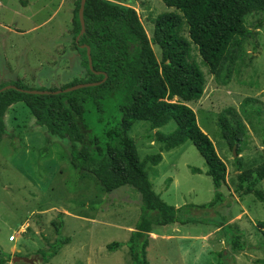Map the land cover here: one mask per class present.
Here are the masks:
<instances>
[{
	"label": "rangeland",
	"instance_id": "rangeland-1",
	"mask_svg": "<svg viewBox=\"0 0 264 264\" xmlns=\"http://www.w3.org/2000/svg\"><path fill=\"white\" fill-rule=\"evenodd\" d=\"M132 6L150 38L151 19L173 11L162 0H111ZM74 0H0V83L20 80L33 89H59L74 79L85 77L80 56L72 48ZM261 15L245 17V26L255 38L244 40L242 58L227 85L217 83L202 64L196 48L193 56L205 74V87L196 102L188 104L195 111L198 125L213 141L226 164V177L220 190L232 201L226 223L241 230V250H233L225 241L224 228L215 223L171 224L154 227L149 233L146 258L148 264H215L214 253L225 252L234 264H264V240L256 223L264 220V202L252 194L238 196L235 185L239 170L234 155L221 137L216 120L226 107L236 108L247 126V141L241 152L244 168H255L264 153V21ZM160 60V49L151 44ZM246 97L257 99L245 105ZM260 110V113L256 112ZM6 131L0 141V249L12 256L35 258L34 264H130L126 244L108 250L113 241L126 242L141 213L139 192L129 185L107 192L90 173L80 176L70 164L69 143L38 125L27 106L17 102L5 114ZM175 122L151 129L144 120L134 121L129 135L136 141L139 157L159 152L153 140L156 130L169 133ZM155 167L146 165L153 189L168 204H204L213 197V184L206 175L207 166L191 141L162 151ZM191 166L201 172L193 173ZM154 169L158 175H154ZM264 190V180L257 184ZM208 208V207H206ZM195 209V210H194ZM196 217H207L197 210ZM61 212L63 215L59 216ZM69 215V216H64ZM216 214H212L214 217ZM59 224L62 236L70 241L59 252L41 260L42 250L56 238L51 221ZM202 221V220H200ZM26 225H28L26 227ZM23 229H25L23 231ZM22 231V232H21ZM15 234L17 238L9 241Z\"/></svg>",
	"mask_w": 264,
	"mask_h": 264
},
{
	"label": "trees",
	"instance_id": "trees-1",
	"mask_svg": "<svg viewBox=\"0 0 264 264\" xmlns=\"http://www.w3.org/2000/svg\"><path fill=\"white\" fill-rule=\"evenodd\" d=\"M174 7L151 19L152 36L149 38L136 10L111 0H86L83 10L85 32L75 41L80 31L78 8L74 0L72 15L73 45L80 56L85 77L74 79L61 88L81 82L100 81V84L82 87L58 94H31L18 89L0 92V141L6 131L5 114L9 106L22 102L30 110L38 125L69 143L70 164L80 176L90 173L99 181L104 191L120 186L135 188L141 197L142 207L135 229L126 242L113 241L107 245L112 251L126 244L130 251V264H148L146 248L149 233L154 227L171 224L215 223L224 228L225 241L233 250H241V230L233 228L228 220L231 202L220 190L226 177V164L218 155L213 141L198 125L195 111L188 104L196 102L203 94L206 79L193 56L196 48L202 64L213 74L215 81L227 85L242 58L244 40L255 38V32L245 26V17L251 13L261 15L264 21V0H162ZM90 47L92 66H88L86 48ZM151 44L160 49V60ZM14 84L27 87L20 80L0 83V88ZM42 90V89H41ZM49 90H56L49 89ZM257 99L246 97L245 105ZM260 113L259 109H256ZM136 120H144L151 129L174 121L175 129L169 133L156 130L150 137L160 144L159 152L139 157L136 141L129 131ZM221 137L233 152L239 173L235 185L238 196L252 194L264 202V190L257 184L264 180V153L262 162L255 168H244L241 152L247 141V126L236 108L228 106L217 117ZM186 141H191L207 166L206 175L213 184V197L204 204H168L153 189L146 165L157 166L162 151H169ZM193 173H200L191 166ZM154 175L158 170L154 169ZM208 207V208H206ZM197 210L206 211L207 217H196ZM194 214V215H193ZM212 214H216L214 217ZM59 216L63 213L59 212ZM202 220V221H200ZM56 232L54 241L42 250L41 260L47 262L56 255L70 237L62 236V221L53 220ZM264 240V220L256 223ZM11 254L0 249V264H5ZM215 264H234L225 252L214 253Z\"/></svg>",
	"mask_w": 264,
	"mask_h": 264
},
{
	"label": "water",
	"instance_id": "water-1",
	"mask_svg": "<svg viewBox=\"0 0 264 264\" xmlns=\"http://www.w3.org/2000/svg\"><path fill=\"white\" fill-rule=\"evenodd\" d=\"M85 1L86 0H80V3H79L78 17H79V22H80V31L75 37V41L76 42H78L79 37L85 32V22H84V17H83V10H84ZM80 46L86 48L88 66H89L90 70L94 71L95 73H100V71H95L93 69L92 59H91V55H90V47L88 45H85V44H81ZM105 79H106V74H104L103 79L100 80V81L76 83V84H73L71 86H68V87H65V88H59V89H56V90H49V89H42V90L41 89H22V88L17 87L14 84H7V85H5V86L0 88V92L3 91V90H6V89L13 88V89H18L20 91H24L26 93H31V94H58V93H61V92H68V91L75 90V89L82 88V87L94 86V85L100 84ZM12 261L13 262L22 261V262L30 263V264L36 263L35 258H30V257L23 256V255H18V256L13 257Z\"/></svg>",
	"mask_w": 264,
	"mask_h": 264
},
{
	"label": "built area",
	"instance_id": "built-area-1",
	"mask_svg": "<svg viewBox=\"0 0 264 264\" xmlns=\"http://www.w3.org/2000/svg\"><path fill=\"white\" fill-rule=\"evenodd\" d=\"M28 225H26V227H27ZM25 229H23V231H24ZM22 232V231H21ZM17 238V236L15 235V234H11V235H9V237H8V240L9 241H14L15 239Z\"/></svg>",
	"mask_w": 264,
	"mask_h": 264
},
{
	"label": "crops",
	"instance_id": "crops-1",
	"mask_svg": "<svg viewBox=\"0 0 264 264\" xmlns=\"http://www.w3.org/2000/svg\"><path fill=\"white\" fill-rule=\"evenodd\" d=\"M64 216H66V215H64ZM67 216H69V215H67ZM67 216H66V217H67Z\"/></svg>",
	"mask_w": 264,
	"mask_h": 264
}]
</instances>
